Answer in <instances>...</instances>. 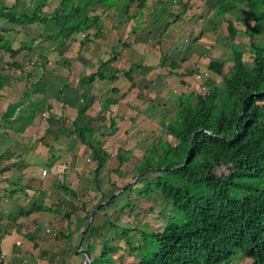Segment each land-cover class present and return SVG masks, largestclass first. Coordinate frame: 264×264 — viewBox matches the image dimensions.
Returning <instances> with one entry per match:
<instances>
[{
    "label": "trees",
    "instance_id": "1",
    "mask_svg": "<svg viewBox=\"0 0 264 264\" xmlns=\"http://www.w3.org/2000/svg\"><path fill=\"white\" fill-rule=\"evenodd\" d=\"M230 1L220 6L219 12L241 3L251 15V21L245 23V32L249 36L252 64L244 61L237 48L233 49L232 62L226 69L225 60L211 62L209 69L220 75L221 83L210 80L206 92H192L185 101L181 100L164 135L151 140L141 159L124 170L122 164L128 155L123 149L118 150V166L111 170L116 178L140 176L132 183L120 185L118 194L107 197L109 201L94 212L85 232L90 209L103 199L86 206L89 203L81 198L78 189L57 184L64 191L65 200L46 206L45 193L42 197L40 192V201H34L31 211L48 209L59 215L68 232L66 236L71 235L72 224H76L78 238L83 235L81 247L90 254V262L83 264H109L113 260L123 264L128 253L132 257L130 264H232L234 256L247 259V264H264V44L261 43H264V0ZM133 2L142 7L145 0H59L52 11L44 10L48 0H29L23 8L19 0L1 2L0 20L4 19L11 27L0 25V90L21 71L26 72L30 81H26L20 101L8 103L2 111L0 135L7 136V129L24 131L41 108V99L31 98L41 77L37 76V81L33 78L36 69L50 65L37 47L42 44L49 47L51 43L48 50H52L64 46L75 32L90 27L98 29L99 17L89 14L95 4L116 5L127 14ZM22 31L29 39L16 43L14 35ZM253 34L263 37L254 40ZM96 76L103 74L100 71L85 79L92 81ZM26 100L28 104L18 109ZM84 110L80 109L73 128L65 127L62 131L76 133L90 150L94 162L90 174L93 173L97 188V174L110 154L95 137L96 129L91 123L79 122ZM111 127L113 132V124ZM110 180L111 185L116 184V180ZM133 191L146 199L159 193L165 211L161 213L159 228L152 229L142 220L136 225L121 226L122 209L113 218L109 216L101 224L95 223L99 211L123 193ZM126 204L135 207L131 199ZM107 227L119 231L116 237L104 239ZM132 231L139 234L140 241L131 242ZM98 237L101 243L93 248ZM118 249L123 254L110 255ZM74 253L84 256L77 244Z\"/></svg>",
    "mask_w": 264,
    "mask_h": 264
},
{
    "label": "crops",
    "instance_id": "2",
    "mask_svg": "<svg viewBox=\"0 0 264 264\" xmlns=\"http://www.w3.org/2000/svg\"><path fill=\"white\" fill-rule=\"evenodd\" d=\"M58 1L48 0L44 10L52 11ZM227 2L145 0L142 7L131 3L127 14L116 5L95 4L89 14L99 17L98 29L75 32L64 46L52 50H48L51 43L37 47L50 65L36 69L33 78L41 77L31 96L41 99V108L24 131L7 129V136L0 135V141L9 139L0 142V264L77 261L76 224L66 236L64 222L54 210L31 211L34 201H40V192L42 197L45 193L43 204L51 206L66 199L57 184L82 191L87 185L81 178L92 179L90 150L76 133H64L62 128H73L80 109H85L79 122L91 123L95 137L110 154L100 171L116 169L119 149L126 151L129 164L141 159L151 140L164 135L179 102L201 92L200 87L210 80L218 81L209 64L224 60L225 66L230 64L237 39L248 35L246 5H236L243 11L240 18L232 9L219 12ZM28 4L29 0H19L20 8ZM0 25L11 27L4 19ZM28 39L23 31L14 35L16 43ZM97 71L103 76L85 79ZM28 79L26 72H18L0 90V116L8 103L20 101ZM98 241L99 237L93 248Z\"/></svg>",
    "mask_w": 264,
    "mask_h": 264
},
{
    "label": "rangeland",
    "instance_id": "3",
    "mask_svg": "<svg viewBox=\"0 0 264 264\" xmlns=\"http://www.w3.org/2000/svg\"><path fill=\"white\" fill-rule=\"evenodd\" d=\"M239 7H236L235 9H232V13H233V15L240 17L243 14V11ZM245 13H246V16L244 17V19L246 21H251V19H250L251 15L248 13V11H246ZM241 17L243 18V16H241ZM248 32L251 33V31H248ZM246 36H248V35H246ZM246 36H240L237 39V42H238V43L236 42L237 43V48L240 50V52L243 53L244 61L246 63H248V64H252L251 54H249L250 50L248 49L249 48V43H248L249 40H248V37H246ZM253 36L254 37L256 36L254 38V40L257 39V38L263 37L262 35H258V34H253ZM261 43L264 44L263 41H261ZM231 48H230V52L228 53V56H229L228 59L232 55L231 54ZM225 69H226V66H225ZM22 76L23 75H17L16 78L22 79L24 81L25 77L24 76L22 77ZM217 77H218L217 78L218 81L216 83L220 84L221 83V77H220V75H218ZM199 90L201 92H206L207 91V86L206 85L205 86H201ZM262 104L264 105V103H262ZM157 132H160V131L157 129L156 133ZM130 164H131V162H130ZM130 164L128 162H125L123 164L124 170L127 169V167H129L128 165H130ZM100 172H101V174H99V173L97 174V178H98V180L100 182H97V185H96V186H99V188L91 187L92 183L94 184V182L92 181L93 173L91 174L92 179L89 176H85V175L83 176V178H81L82 179L81 181L83 182V184L87 185L86 186L87 189L84 188V189H82V191L78 189V191H79L80 196H82L81 198L86 199V203H89L86 206H89V205H91V203L97 202V201L102 200V199L106 200L107 197L111 193L115 194L116 192H118V190H120V185H122V184H126L127 185V184L130 183V181L132 179H134L136 177V176L131 177V176L127 175V176L122 177V178H116L114 172H112L111 170L107 171V167L105 168L104 171H100ZM126 173L127 172H125L124 174H126ZM109 179L116 180V184L111 185L110 182H109ZM130 199L135 204L134 208H130L126 204L127 200H130ZM124 203L127 205L126 207H122V205ZM77 205H79V204H77ZM163 208H164V206H163L162 198L159 196V193H157V192L153 193L152 196L149 199H146L144 197L139 196L137 191L125 192V193H123V195H120L119 199H116L114 201V203L106 206L105 209H103V210H101V211H99L97 213V215L95 217V223L96 224H101L104 221V219L106 217H109V216H111V218H113L114 215L116 213L118 214V211L120 209H122L123 212L120 214L121 221L119 222V224L121 226L128 227V226L136 225L137 223L141 222V220H142V221L148 222V224L151 225L150 227L152 229H156V228H159L160 225H162L161 224L162 223L161 222V219H162L161 213H165ZM104 232H105L104 233V235H105L104 239H107V238H111V237H116V234L119 231L118 230L113 231L109 227H107V228L104 229ZM130 240H131V242L140 241L139 234L136 233L135 231L130 232ZM76 242H77V240H76ZM99 242L100 241H98L97 244H94V248L95 247L97 248L100 245L101 242L100 243ZM114 252L116 253L115 254L116 256H119V255L123 254V251L118 249L116 251L112 250L110 255L113 254ZM130 255L131 254H129V253L125 254V261H124L125 263H123V264H130L131 263V261H132L131 258L132 257ZM116 256H113V257H115V259H116L117 258ZM80 257L77 258V261L74 258L75 261L72 262V263L70 262V264H83L84 261H85V257H83V256H80ZM102 258L104 259L105 257H102ZM134 261H135V258H134ZM231 262H232V264H247L248 260L234 256L232 258ZM103 263L105 264V262H103ZM109 264H119V261H114L113 260Z\"/></svg>",
    "mask_w": 264,
    "mask_h": 264
},
{
    "label": "water",
    "instance_id": "4",
    "mask_svg": "<svg viewBox=\"0 0 264 264\" xmlns=\"http://www.w3.org/2000/svg\"><path fill=\"white\" fill-rule=\"evenodd\" d=\"M140 175H137L134 179H132L130 181L133 182L135 181L136 178H138ZM125 188V187H124ZM122 188V190L124 189ZM119 192H116L115 194H118ZM110 198H107L106 200L102 201L100 204H96L95 206H93L88 215H87V218H86V221H85V225H84V228H83V232H85L88 228H89V225H90V222H91V219L94 215V212L99 208L100 205H104L106 204L108 201H109ZM84 234V233H83ZM83 237V235H82ZM82 237H80L79 241H78V244H77V247H78V250L81 251L83 254H84V257H85V261L84 262H90V254L81 247V244H82Z\"/></svg>",
    "mask_w": 264,
    "mask_h": 264
},
{
    "label": "built area",
    "instance_id": "5",
    "mask_svg": "<svg viewBox=\"0 0 264 264\" xmlns=\"http://www.w3.org/2000/svg\"><path fill=\"white\" fill-rule=\"evenodd\" d=\"M200 75L199 74H197V77H199ZM43 173H45V171H43ZM47 231H49V232H51L49 229H47ZM52 233V232H51ZM53 234H55V233H53Z\"/></svg>",
    "mask_w": 264,
    "mask_h": 264
}]
</instances>
